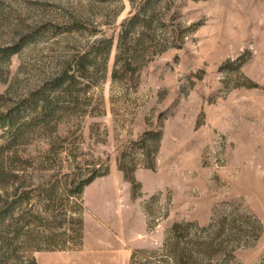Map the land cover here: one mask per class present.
<instances>
[{
  "label": "rangeland",
  "instance_id": "rangeland-1",
  "mask_svg": "<svg viewBox=\"0 0 264 264\" xmlns=\"http://www.w3.org/2000/svg\"><path fill=\"white\" fill-rule=\"evenodd\" d=\"M0 264H264V0H0Z\"/></svg>",
  "mask_w": 264,
  "mask_h": 264
}]
</instances>
